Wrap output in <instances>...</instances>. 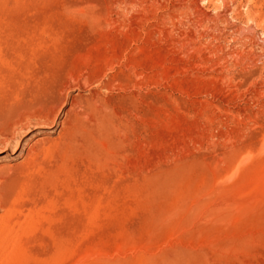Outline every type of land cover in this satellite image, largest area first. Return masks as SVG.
<instances>
[{"label":"rangeland","instance_id":"374dc122","mask_svg":"<svg viewBox=\"0 0 264 264\" xmlns=\"http://www.w3.org/2000/svg\"><path fill=\"white\" fill-rule=\"evenodd\" d=\"M0 264H264V0H0Z\"/></svg>","mask_w":264,"mask_h":264}]
</instances>
